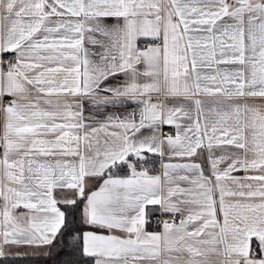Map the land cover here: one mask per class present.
I'll return each instance as SVG.
<instances>
[{
	"label": "snow or ice",
	"instance_id": "1",
	"mask_svg": "<svg viewBox=\"0 0 264 264\" xmlns=\"http://www.w3.org/2000/svg\"><path fill=\"white\" fill-rule=\"evenodd\" d=\"M57 241L63 264H264V0H0V258Z\"/></svg>",
	"mask_w": 264,
	"mask_h": 264
},
{
	"label": "crops",
	"instance_id": "2",
	"mask_svg": "<svg viewBox=\"0 0 264 264\" xmlns=\"http://www.w3.org/2000/svg\"><path fill=\"white\" fill-rule=\"evenodd\" d=\"M122 80V78H121ZM112 84H115L116 81L112 80L109 81ZM161 99H163V97H161ZM257 104H260L261 102L259 100L256 101ZM134 110H137V105L131 103L130 101L124 104H117V105H109V106H102L99 110V112L97 111V109L92 106L91 104L86 103L85 105V116H95V118L97 120H103L105 116L107 115H117V116H124L126 115L128 112H132ZM138 119V116H137ZM95 126V125H94ZM163 131L166 133H175V129L173 126H164ZM153 159L155 160V168L157 169V173H159L160 170V163H161V158L159 156H155L153 157ZM171 162L176 163V162H180L178 159H174ZM242 175V173H241ZM160 211V207L158 205L153 206V205H148L146 207V213L148 214V220L149 223L146 226V230L149 232H159L161 229L159 227V225H155L149 218V214L151 213H156ZM177 222L179 221V217L176 219ZM45 247L42 248H28V247H22V248H11L8 249V251L10 253H36V252H40L42 250H44ZM169 257H165L163 255H161L160 257V262L162 264V261L164 259H168ZM210 259H217L216 257H210ZM88 264H92V261H89Z\"/></svg>",
	"mask_w": 264,
	"mask_h": 264
},
{
	"label": "trees",
	"instance_id": "3",
	"mask_svg": "<svg viewBox=\"0 0 264 264\" xmlns=\"http://www.w3.org/2000/svg\"><path fill=\"white\" fill-rule=\"evenodd\" d=\"M74 218L76 222H79L80 212L78 209L75 211ZM58 249L59 241L52 247L51 253L48 256L43 255L44 252L49 251L45 247L44 250L36 253H20L19 255L12 253L7 258H0V264H63L69 257L66 250L57 255Z\"/></svg>",
	"mask_w": 264,
	"mask_h": 264
},
{
	"label": "built area",
	"instance_id": "4",
	"mask_svg": "<svg viewBox=\"0 0 264 264\" xmlns=\"http://www.w3.org/2000/svg\"><path fill=\"white\" fill-rule=\"evenodd\" d=\"M12 56H13V54L10 53L7 56H5L4 59L5 60L11 59ZM178 217H179V214H177L175 218L177 219ZM149 218L155 225H159L158 224L159 221L165 220V219L171 220L173 217L171 214H161V211H159L156 213L149 214Z\"/></svg>",
	"mask_w": 264,
	"mask_h": 264
}]
</instances>
